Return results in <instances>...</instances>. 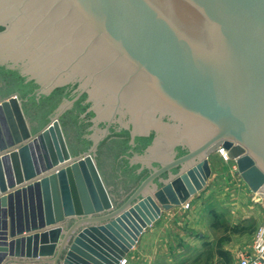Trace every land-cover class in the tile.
<instances>
[{
	"label": "water",
	"instance_id": "water-1",
	"mask_svg": "<svg viewBox=\"0 0 264 264\" xmlns=\"http://www.w3.org/2000/svg\"><path fill=\"white\" fill-rule=\"evenodd\" d=\"M113 122L136 162L95 154ZM221 147L264 197V0H0V264H122Z\"/></svg>",
	"mask_w": 264,
	"mask_h": 264
},
{
	"label": "rangeland",
	"instance_id": "rangeland-1",
	"mask_svg": "<svg viewBox=\"0 0 264 264\" xmlns=\"http://www.w3.org/2000/svg\"><path fill=\"white\" fill-rule=\"evenodd\" d=\"M210 162L213 182L199 192V197L195 195L193 204L173 207L172 214L176 216L164 232L165 239L159 242L170 245V252L168 256L159 253L155 264H226L223 259H214L212 244L223 235L233 234L229 228L246 227L247 231L255 232L264 221V197L251 190L236 162L225 159L220 152L212 154ZM206 190L210 192L207 196ZM154 243L145 242L147 248L143 253ZM132 249L126 256V264H130Z\"/></svg>",
	"mask_w": 264,
	"mask_h": 264
},
{
	"label": "flooded vegetation",
	"instance_id": "flooded-vegetation-1",
	"mask_svg": "<svg viewBox=\"0 0 264 264\" xmlns=\"http://www.w3.org/2000/svg\"><path fill=\"white\" fill-rule=\"evenodd\" d=\"M30 88H32V92H35V87L33 84L29 85ZM76 86V85H75ZM73 84L66 85L61 88H57L56 90L53 91L54 98L57 97V101H54L51 103V105L56 107L57 109L63 108L66 109L65 107L68 106L69 104L71 105L70 108H72V115L75 117V120H77V123H80L82 120L88 118V114H90V111L88 109L91 108L93 105L92 102H87L86 99L84 100L83 95L79 94V91H77V88ZM36 94V93H34ZM68 97H71V99H67ZM47 102V101H46ZM48 103V102H47ZM88 103V104H87ZM50 105V104H48ZM87 105L86 110H83L81 112V108L83 106ZM88 108V109H87ZM95 113L96 112L93 109H90ZM88 112V113H87ZM93 116L91 115L88 120H91V126L86 129H75L74 131V136L80 140H90L91 143L88 145V148L86 151H88L91 146L94 143V139L98 138L103 134V129L107 127V122L104 123V121H99V123L103 122L104 123V128L100 130L97 126H95V120L92 118ZM103 123H101L103 125ZM124 130L123 127H121V124L119 122H113L110 125V133L103 137L95 151V154L100 151V153L105 154L107 158H110V160L114 161L116 167L118 166L117 163H122L125 161V159H128V161H135V159L138 160L137 155H141L143 151L148 147V145L153 141L155 132H152L149 135H145L148 137V142H144L143 140L141 141L139 136H136L135 139H132L131 132L128 134V139L125 138V136H122L121 132ZM137 147V148H136ZM85 152V151H83ZM94 154V155H95ZM185 154V150H183L181 147H178V151L176 153V156H180ZM134 156V157H133ZM119 161V162H118ZM142 165V164H141ZM154 165H157L154 162ZM151 171L149 170V173ZM146 174L147 175H149ZM142 177L141 181L146 177ZM164 177H167L168 174L165 173L163 175ZM141 181L134 187V189L126 195L125 199L129 197V195L137 188V186L141 183ZM124 199V200H125Z\"/></svg>",
	"mask_w": 264,
	"mask_h": 264
},
{
	"label": "crops",
	"instance_id": "crops-1",
	"mask_svg": "<svg viewBox=\"0 0 264 264\" xmlns=\"http://www.w3.org/2000/svg\"><path fill=\"white\" fill-rule=\"evenodd\" d=\"M213 178L210 177L207 183L208 187L211 182H213ZM206 189V188H205ZM209 190L204 193V195H209ZM198 197L201 195L199 192L197 193ZM196 195V196H197ZM195 195L191 198L189 201L190 205L193 204V200L196 197ZM205 196V197H206ZM233 198V197H232ZM200 203V201H198ZM181 208H185V205L179 206ZM173 207L169 210H164L161 214L160 218L157 219L151 226H149L141 235L140 239L138 240L137 245L134 246V248L131 251V257H130V264H155L156 263V257L157 255L163 254L165 256H168L170 245H160L159 242L164 238V232L168 230L169 223L171 221V218L173 216H176L172 214ZM173 219V218H172ZM177 219V218H176ZM174 219V220H176ZM225 234V233H224ZM253 236H254V230L250 229L249 231L240 232V233H233L229 234V239L222 242L221 248L227 251V253L232 257L231 264H239L240 261V253L242 251L251 250L252 248V242H253ZM155 241L153 246L149 248V250L145 253H143V249L145 250L147 241ZM219 240V239H218ZM217 241H215L212 244V247L214 249V259L215 260H224L223 256H221L217 252ZM162 242V241H161ZM9 256V255H8ZM6 259V258H5Z\"/></svg>",
	"mask_w": 264,
	"mask_h": 264
},
{
	"label": "built area",
	"instance_id": "built-area-1",
	"mask_svg": "<svg viewBox=\"0 0 264 264\" xmlns=\"http://www.w3.org/2000/svg\"><path fill=\"white\" fill-rule=\"evenodd\" d=\"M225 159H229L225 148L221 147L219 151ZM186 207L190 205L189 202L184 204ZM264 256V221L257 227L254 232L251 250L242 251L240 253L239 264H262V257ZM127 258L123 259L122 264H126Z\"/></svg>",
	"mask_w": 264,
	"mask_h": 264
},
{
	"label": "trees",
	"instance_id": "trees-1",
	"mask_svg": "<svg viewBox=\"0 0 264 264\" xmlns=\"http://www.w3.org/2000/svg\"><path fill=\"white\" fill-rule=\"evenodd\" d=\"M228 229V227H227ZM231 229V231H233L234 233H242L247 231L246 227H234V228H229ZM229 239L228 235H223L219 238L218 242H217V252L223 256L225 263L226 264H231L232 261V257L227 253V251H225L224 249L221 248L222 242Z\"/></svg>",
	"mask_w": 264,
	"mask_h": 264
}]
</instances>
